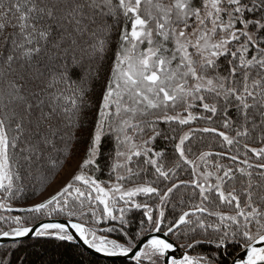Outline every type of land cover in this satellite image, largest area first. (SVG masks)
Here are the masks:
<instances>
[{
    "label": "snow or ice",
    "instance_id": "obj_1",
    "mask_svg": "<svg viewBox=\"0 0 264 264\" xmlns=\"http://www.w3.org/2000/svg\"><path fill=\"white\" fill-rule=\"evenodd\" d=\"M25 238L264 264V0H0V264Z\"/></svg>",
    "mask_w": 264,
    "mask_h": 264
},
{
    "label": "trees",
    "instance_id": "obj_2",
    "mask_svg": "<svg viewBox=\"0 0 264 264\" xmlns=\"http://www.w3.org/2000/svg\"><path fill=\"white\" fill-rule=\"evenodd\" d=\"M31 202L33 201H28V203ZM20 255L27 259L28 264H41V262L42 264H134L132 260L97 258L79 245L73 246L46 238H41L38 243L36 238L27 241Z\"/></svg>",
    "mask_w": 264,
    "mask_h": 264
},
{
    "label": "water",
    "instance_id": "obj_3",
    "mask_svg": "<svg viewBox=\"0 0 264 264\" xmlns=\"http://www.w3.org/2000/svg\"><path fill=\"white\" fill-rule=\"evenodd\" d=\"M25 240H27V238H25ZM79 246L82 247L88 253H90L92 256L97 257V258H101V259H105V260H132L130 257L129 258H124V257H104L102 254L95 253L93 250L87 249V247L85 245H83L82 243ZM177 255H179V252L177 253Z\"/></svg>",
    "mask_w": 264,
    "mask_h": 264
}]
</instances>
